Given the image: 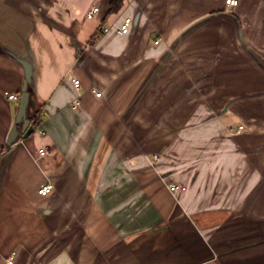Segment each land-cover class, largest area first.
I'll use <instances>...</instances> for the list:
<instances>
[{"label":"crops","instance_id":"0c3cea01","mask_svg":"<svg viewBox=\"0 0 264 264\" xmlns=\"http://www.w3.org/2000/svg\"><path fill=\"white\" fill-rule=\"evenodd\" d=\"M111 4L0 0V264H264V0Z\"/></svg>","mask_w":264,"mask_h":264},{"label":"built area","instance_id":"2783aa9c","mask_svg":"<svg viewBox=\"0 0 264 264\" xmlns=\"http://www.w3.org/2000/svg\"><path fill=\"white\" fill-rule=\"evenodd\" d=\"M226 5L228 6V7H234V6H237L238 5V0H226ZM99 8L97 7V6H93L90 10H89V12H88V14H87V18L88 19H94V17L99 13ZM131 23H132V19L131 18H125V19H123V21L121 22V23H118V24H114L113 26H114V28H115V30H116V32L119 34V35H121V36H126V35H128L129 33H130V25H131ZM109 30H110V28H108V27H104V28H102V31H103V33H108L109 32ZM156 44H159V40L158 41H156L155 42ZM74 86H76V88H78L79 86H80V81L79 80H74ZM93 92L94 93H96V95L98 96V97H101V93H99V92H97V90H93ZM6 96H7V98L10 100V101H16V100H19L20 99V96L18 95V94H9V93H7L6 94ZM78 103H79V101L78 100H76L75 101V103H74V107H76L77 105H78ZM38 120L41 122L42 121V117H39L38 118ZM242 130H243V127H242V125H241V127H239L238 128V130L235 132V131H233V130H230V133H232V134H235V133H239V132H242ZM38 132L42 135V136H44L45 135V131L43 130V129H38ZM46 151L44 150V149H40V151H39V154H40V156H45L46 155ZM159 154H155L154 156H153V158H152V161L153 162H155V161H157L158 159H159ZM54 185L52 184V183H47V184H45V185H43L40 189H39V191H38V193L41 195V196H47V195H49L53 190H54ZM169 189H170V191L171 192H177V191H184L186 188L185 187H183V186H180V185H176V184H171L170 186H169Z\"/></svg>","mask_w":264,"mask_h":264},{"label":"water","instance_id":"95a60500","mask_svg":"<svg viewBox=\"0 0 264 264\" xmlns=\"http://www.w3.org/2000/svg\"><path fill=\"white\" fill-rule=\"evenodd\" d=\"M32 85H33V76H32V70L31 67L26 69V81L25 86L23 89L22 97L19 102V111H18V123H22L26 119V132L22 136V138L26 139L28 138L34 131V127L30 125L29 120V112L31 107V98H32ZM19 135L16 129L13 130L10 140H9V146H12L18 141Z\"/></svg>","mask_w":264,"mask_h":264},{"label":"trees","instance_id":"16d2710c","mask_svg":"<svg viewBox=\"0 0 264 264\" xmlns=\"http://www.w3.org/2000/svg\"><path fill=\"white\" fill-rule=\"evenodd\" d=\"M123 5V0H112V4H111V11L110 13H117L118 11H120ZM32 120H34L35 118H31ZM38 118L35 119L34 122V127H38L39 125V120H37Z\"/></svg>","mask_w":264,"mask_h":264}]
</instances>
